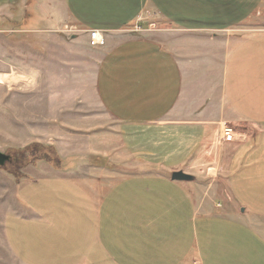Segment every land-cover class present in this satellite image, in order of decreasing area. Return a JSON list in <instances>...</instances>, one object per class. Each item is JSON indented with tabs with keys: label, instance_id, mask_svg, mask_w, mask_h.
<instances>
[{
	"label": "crops",
	"instance_id": "0c3cea01",
	"mask_svg": "<svg viewBox=\"0 0 264 264\" xmlns=\"http://www.w3.org/2000/svg\"><path fill=\"white\" fill-rule=\"evenodd\" d=\"M26 1L28 10L36 3L38 17L27 14L19 24L65 20L78 33L70 36L88 44L92 33L100 35L91 98L119 125L121 145L146 171L122 178L100 199L70 179L33 185L42 190L40 200L24 203L28 211L7 224L14 261L256 264L259 255L258 264L264 262V243L252 225L264 220L257 207L263 199L251 189L264 180V33H237L264 0ZM153 15L165 27L149 29ZM224 120L249 130H233L224 164L228 194L214 211L198 207L188 193L194 179L170 177L203 155ZM246 233L254 261L244 259L248 251L238 244Z\"/></svg>",
	"mask_w": 264,
	"mask_h": 264
},
{
	"label": "rangeland",
	"instance_id": "374dc122",
	"mask_svg": "<svg viewBox=\"0 0 264 264\" xmlns=\"http://www.w3.org/2000/svg\"><path fill=\"white\" fill-rule=\"evenodd\" d=\"M4 1L0 4V78L5 79L0 84V153L8 160L0 167V264H17L7 245V224L13 221L11 216L28 211L24 203L34 205V200H40L42 190L33 185L43 182L50 186L51 181L44 180L57 177L70 179L100 199L122 178L146 170L129 154L128 145L127 150L121 145L126 140L119 135V125L91 98L99 61L95 45L72 38L70 34L75 30L65 20L54 25L27 18L19 24L27 14L38 17L36 3L32 2L28 10L26 0ZM149 20L153 27L149 29L165 27L154 15ZM65 24L70 26V32L62 29ZM18 28L44 29L23 33ZM237 33L239 37L264 33V7ZM224 122L220 130V125H215L211 138L202 146L203 155L195 157L186 172L176 171L194 178L188 193L198 207L210 206L214 211L221 210L225 204L222 197L228 194L224 164L230 142H225L220 133L225 127L232 133L249 130ZM116 165L117 170L108 167ZM263 183L264 180L257 183V187L251 184L254 195L263 199V203H257L262 211ZM252 225L264 243V220ZM246 235L247 240L238 244L248 251L244 259L254 261V251L250 249L254 241ZM259 261L258 255L256 264Z\"/></svg>",
	"mask_w": 264,
	"mask_h": 264
},
{
	"label": "built area",
	"instance_id": "2783aa9c",
	"mask_svg": "<svg viewBox=\"0 0 264 264\" xmlns=\"http://www.w3.org/2000/svg\"><path fill=\"white\" fill-rule=\"evenodd\" d=\"M70 31H71V29H68V27H66L64 29V32H66V33L67 32H70ZM139 31H141L140 27H135L134 28V32H137L138 33ZM97 36H100V35L97 34V33H92L91 34L90 41L92 42V45L97 46V45H99L101 43V40L100 41L96 40V37ZM221 134H222V137L221 138L225 142H231V141H233V133H232V130L231 129L225 127V128H223Z\"/></svg>",
	"mask_w": 264,
	"mask_h": 264
},
{
	"label": "water",
	"instance_id": "95a60500",
	"mask_svg": "<svg viewBox=\"0 0 264 264\" xmlns=\"http://www.w3.org/2000/svg\"><path fill=\"white\" fill-rule=\"evenodd\" d=\"M7 160L8 157L0 153V167L4 166ZM170 179L174 182H191L194 178L183 172H176L171 174Z\"/></svg>",
	"mask_w": 264,
	"mask_h": 264
},
{
	"label": "bare ground",
	"instance_id": "6f19581e",
	"mask_svg": "<svg viewBox=\"0 0 264 264\" xmlns=\"http://www.w3.org/2000/svg\"><path fill=\"white\" fill-rule=\"evenodd\" d=\"M3 81H5V79L0 78V84H3Z\"/></svg>",
	"mask_w": 264,
	"mask_h": 264
}]
</instances>
